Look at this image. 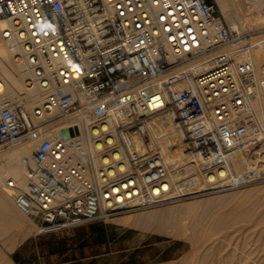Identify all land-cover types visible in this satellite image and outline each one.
Wrapping results in <instances>:
<instances>
[{
	"label": "built area",
	"instance_id": "1",
	"mask_svg": "<svg viewBox=\"0 0 264 264\" xmlns=\"http://www.w3.org/2000/svg\"><path fill=\"white\" fill-rule=\"evenodd\" d=\"M0 20L43 98H0V147L34 142L6 186L37 234L264 181V78L215 0H0Z\"/></svg>",
	"mask_w": 264,
	"mask_h": 264
},
{
	"label": "rangeland",
	"instance_id": "2",
	"mask_svg": "<svg viewBox=\"0 0 264 264\" xmlns=\"http://www.w3.org/2000/svg\"><path fill=\"white\" fill-rule=\"evenodd\" d=\"M228 3L230 5L229 12L234 13L237 20L246 21L244 23L250 25L247 27L248 30H245L246 32L242 31L241 33L237 29L240 32L237 40L249 43L252 38L264 35V20L254 24L258 18L264 19V0L252 3L250 0H228ZM217 7L220 16L229 26L228 19L221 14L218 5ZM56 120L57 123L68 121L66 117L62 116H58ZM7 148L9 147H0V150ZM249 192L251 195L255 193V196H252L253 199L251 195L249 196ZM247 193L249 199L246 196L242 197ZM239 195L240 197H238ZM211 198L223 201L220 207L221 212L226 213L232 209L236 212L239 210L237 217L246 216V219L249 218L248 222L244 218L238 219L240 222L236 220L239 223L235 221L233 224V221L214 234L215 237H221L222 241L228 242L221 241L222 248L226 243L225 249L221 248L216 255L222 257L232 251L236 254L245 252L250 257L247 260L251 261L252 258L257 257L259 252V255L264 257L262 246L264 243V181L226 191L189 197L157 207L125 211L113 215L104 222L83 225L53 235L37 234L35 223L29 217L22 215L20 229L22 228L24 232L19 233V228L5 227L7 230L2 231H9L15 236V239L10 250L5 249L0 240V250L12 264H167L168 262L177 264L178 260H183L190 253L189 242L185 236L173 237L166 232L154 231L150 227H143L136 222V219L146 213L156 214L163 210L177 209ZM120 218H129V221L127 223L118 222L117 220ZM97 234L102 241L93 243V237ZM83 241L86 243L81 246ZM259 246L263 251L258 248ZM201 254L198 252L194 255L189 264L201 260ZM263 257L262 261H264Z\"/></svg>",
	"mask_w": 264,
	"mask_h": 264
},
{
	"label": "bare ground",
	"instance_id": "3",
	"mask_svg": "<svg viewBox=\"0 0 264 264\" xmlns=\"http://www.w3.org/2000/svg\"><path fill=\"white\" fill-rule=\"evenodd\" d=\"M250 1L252 3L257 2L258 0ZM215 2L219 6L221 14L228 19L230 29H238L241 33L242 31L248 30L247 27L250 26L249 23L246 24L244 23L246 21L243 22L237 20L234 13L231 11V13L229 12L230 5L228 0H216ZM262 20L264 19L258 18L254 24H258ZM5 26L6 21L0 20V30ZM243 42L244 40H240L238 44L241 45ZM249 43L250 49L244 52L242 56H248L260 77L264 78V35L252 38ZM17 52V45L7 40H3L0 37V98L12 102H19L25 109L32 111L42 104L43 98L41 97L38 88L35 86L29 87L27 85L26 78L28 76V71L23 61L16 57ZM207 58L208 56H203L196 59L192 61L189 66L194 72H199L204 67ZM251 108L255 113L257 121L261 124L264 123V88H260L252 99ZM55 114H57V112L53 113V115ZM69 123L70 121L68 120L65 123H59V125H68ZM161 131L171 132L172 128L166 127ZM55 137V134H53L52 138L54 139ZM172 143L175 146H178L176 137H174ZM33 145V141H23L17 145L10 146L7 149L0 150V240L4 248L7 250L11 249L15 236L12 233L10 234L9 231L2 230H7L5 227H15L19 228V233H23L24 230L22 228L20 229V224L23 219L22 215L24 214L16 209L11 195L12 191L6 186V182L8 180L14 181L17 190H22L26 186L27 167L23 164L22 157L31 156ZM243 165V156H239L235 162V167L236 169H239ZM254 194L251 195V197L255 196ZM243 196L248 198V193L243 194L242 197ZM238 197H240V195ZM222 202L221 199L211 198L198 203H186L187 205L181 206L177 209H167L156 214L146 213L140 215L136 219V222L140 223L143 227H150L154 231L166 232V234L169 233L173 237L185 236V239L189 242L190 253L185 256L183 260H178L177 264H189L191 258L198 252L202 253V259L198 261L196 260L197 262H194L193 264H264V261L261 260L263 256H260L259 252L258 255L256 254L257 257L252 258L251 261L247 260L250 257L245 252L236 254L232 251L226 253L222 257L216 255L222 248V239L221 237H215L214 234L218 233L223 227L227 224H231L233 221L234 224L236 220L239 221L238 219L241 220V218H244L247 220L246 222H248L249 219L248 217L246 219V216L237 217V212L239 210L237 212L233 209L229 212L226 211V213L223 211L221 212L220 207ZM260 220L262 221V219ZM117 221L127 223L129 218H120ZM223 241L227 242L226 240ZM224 245H226V243ZM262 246L264 249V243ZM258 248L261 247L259 246ZM263 249L261 248L262 251ZM0 264H12L1 250ZM167 264L173 263L168 262Z\"/></svg>",
	"mask_w": 264,
	"mask_h": 264
},
{
	"label": "water",
	"instance_id": "4",
	"mask_svg": "<svg viewBox=\"0 0 264 264\" xmlns=\"http://www.w3.org/2000/svg\"><path fill=\"white\" fill-rule=\"evenodd\" d=\"M73 132H77L76 131V129H74V131H73V129H71V128H66V127H64V128H62L61 130H60V134H61V137L63 138V139H68L69 137H70V135H72L73 134Z\"/></svg>",
	"mask_w": 264,
	"mask_h": 264
},
{
	"label": "trees",
	"instance_id": "5",
	"mask_svg": "<svg viewBox=\"0 0 264 264\" xmlns=\"http://www.w3.org/2000/svg\"><path fill=\"white\" fill-rule=\"evenodd\" d=\"M101 241L102 240L100 239V236H98V234L95 235V237H93V243H99ZM85 243H86V241H83V243L81 244V246L84 245Z\"/></svg>",
	"mask_w": 264,
	"mask_h": 264
}]
</instances>
